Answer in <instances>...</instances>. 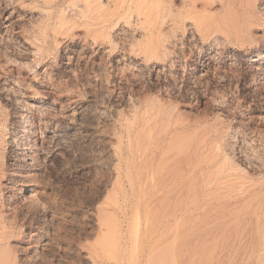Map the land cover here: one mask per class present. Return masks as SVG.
I'll return each instance as SVG.
<instances>
[{"label":"rangeland","instance_id":"1","mask_svg":"<svg viewBox=\"0 0 264 264\" xmlns=\"http://www.w3.org/2000/svg\"><path fill=\"white\" fill-rule=\"evenodd\" d=\"M83 1L0 0V264H151V234L154 256L203 264L202 163L163 184L155 148L168 121L184 122L187 154L220 132L227 166L264 183V3L250 36L167 34L159 52L163 37L156 48L133 15L125 27L117 1L96 11L109 24L79 15Z\"/></svg>","mask_w":264,"mask_h":264},{"label":"bare ground","instance_id":"2","mask_svg":"<svg viewBox=\"0 0 264 264\" xmlns=\"http://www.w3.org/2000/svg\"><path fill=\"white\" fill-rule=\"evenodd\" d=\"M42 1H44V0H42ZM104 1L105 0H103V2ZM116 1H117V4L113 5V6H115V9L117 11V12L116 11L115 12L117 14L121 13L122 17H121V15H119L120 18L125 19V20H123V22H125L127 20L129 15H130V17H132V15H133V17L135 18L134 20H136L140 24L142 31H145L148 35H151L157 39V43H156L155 47L160 44V38L162 39V37H163V39H164V40L162 39L163 45L161 47L159 46L160 47L159 52L163 46L165 48L169 47V46H167V41H168V43H170L172 41V40L170 41L169 39L166 38L167 34H169V36H172V35L175 36L177 34L186 32L187 34H190V36H195L199 39H202L203 42H204V39L210 37V38H212L211 39L212 42L217 44V42H219V41H225V40L232 39V38H235V40H238V38L243 39L242 37L245 38V36H246V34H248V32H249V34L251 32L253 33L254 27L256 29V27L260 25L258 23V20H257L258 16L256 15V12L258 11V10L256 11V5L258 4V3L256 4L257 0H179L180 1L179 4H176L177 2L175 3V2H173L174 1L173 0L172 1L173 4L169 5L170 7L156 6L154 0H114V3ZM134 1H136L139 4V9L130 11V6L132 5V3ZM75 2H77V1H75ZM86 2L87 3H85V2L83 3V5L85 4L84 8L79 7V8L84 9L83 12H80V14H79V15H82V17L83 16L87 17V14H89L88 12L92 11V10H95L94 13H96V11H99L102 8L104 10L103 13L106 12V10H107V12L112 11L111 10L112 7L109 8V5H108L107 6L108 8H106L105 4L102 3V0H101V3H99V0H91V1L89 0V2L88 1H86ZM130 2H131V4H130ZM260 2L264 3L263 0H260ZM259 6H260V4H259ZM63 7H64V5H63ZM68 7L71 8L70 6H68ZM75 7H78V6H75ZM75 7H73L71 9V10H73L72 12H75ZM59 8L61 9V7H59ZM66 8H64V10ZM79 8H76V10L78 9V10L82 11ZM98 8H100V9H98ZM131 8H133V6ZM53 9H52V11H53ZM50 10H51V8H50ZM113 11H114V9H113ZM41 12H43V11H41ZM76 12H78V11H76ZM85 12H87V14H85ZM129 12H130V14H129ZM60 13H61V11H60ZM92 13H93V11H92ZM97 13L95 14V16L98 15L99 16L98 18L101 17L100 14H102L103 18L111 17V16H105V15H104L105 16L104 17L103 13H101V12H99L100 14L99 13L97 14ZM90 14H91V12H90ZM44 15H46V14H44ZM44 15L42 16L41 14H39V18L41 16L44 17ZM79 15H77V16H79ZM66 16H65V18H66ZM70 16H72V15H70ZM74 16H75V14H74ZM115 16H116V14H115ZM115 16H112V17L114 18ZM119 16L117 19L120 20ZM41 18H40V20H41ZM65 18H63V19H65ZM70 18L71 17L67 18V21ZM73 18H75V17H73ZM92 18H91V20H92ZM63 19H62V21H63ZM95 19H97V18L95 17ZM129 19H131V18H129ZM56 20H58V19L56 18ZM101 20L102 19H100V22H101ZM104 20L106 21V24H109L107 22L106 18ZM112 20H110V18L108 19V21H112ZM116 21H118V20H116ZM42 22H44V21H42ZM47 22L44 24H47ZM100 22H99V24H100ZM104 22L101 24L103 25ZM128 23H130V22H128ZM128 23L125 22V23H123V25L124 24L127 25ZM64 25L65 24H63L61 26H64ZM129 25L130 24H128L127 26H129ZM97 26H98V24H97ZM127 26H125V27H127ZM46 27H47V25H46ZM106 27H108V26H106ZM130 28H131V26H130ZM137 28L138 27L136 26L135 29L137 30ZM104 30H105V28H104ZM138 30H139V28H138ZM251 30H253V31H251ZM249 34H248V36H250ZM182 35H184V34H182ZM173 40L175 42V39H173ZM170 44H172V43H170ZM210 45H212V44H210ZM166 51H167V49H165V52ZM157 52H158V50L156 51V53ZM163 54L164 53L162 52V55ZM160 56L158 54L157 58L160 59L159 58ZM167 56H169V55H167ZM165 57H166V55L164 56V59H165ZM162 58H163V56H161V59ZM168 59L169 58L167 57V61H170ZM163 60H161V62ZM162 64H160V65H162ZM152 65L154 66V63ZM163 66H165V65H163ZM166 67H168V66H166ZM174 119H175V117H174ZM177 120L173 121L174 123L168 121V124H167V122H166V126L163 128L162 127L160 128L161 130L163 129L162 132H160L161 134H159L157 132L160 135V136H158L160 138H159V141H157L155 151H160L161 155H159V153L157 154V155H159L160 158H158V156L156 155L158 160L168 164L167 168L165 169L163 174H161V177H160V178H163V181H164L163 184H166L167 182H169V184H170L172 182L174 183L176 181L184 179L186 177V175L188 174V168L190 167V165H192L193 163H196L198 161H201L199 163H202L200 172H201V182H202V190H201L202 196L201 197H202V209H203V233H202L203 234V238H202L203 239V251L202 252H203V257H204L203 258V261H204L203 264H264V183L259 184V182H254V184H256V185H252L253 183L251 184L249 182L250 185H248L249 183L247 182V185H246V183L244 181L247 180V178L242 180L244 182V183H242L241 179H243L245 176L244 177L242 176L243 178H241V176H239L236 172H234V170H231L230 166H227V158L228 157L226 156V153L224 152V149H225L224 143L225 142L223 141V139L220 135V132L217 133L213 138H209V136H208L209 139L205 137L202 140H200L199 142L197 141L196 142L197 146L196 147L194 146L193 150L191 152H188V154L185 152L186 150L184 149L185 150L184 151L185 154H184V152H183L184 147L179 149L178 144H176L177 147L174 146V142H175L177 135L178 136L181 135L180 134L181 132L179 130H183L180 128H181V126L184 125V122H180ZM162 124L164 125V122ZM153 127H154V125H153ZM158 131H159V126H158ZM186 131H187V129H186ZM178 132H180V133L178 134ZM4 134H5V132H4ZM262 141H263V139H262ZM226 142L228 144V142H229L228 139ZM180 144H179V146H180ZM263 144H264V142L262 143V145ZM183 145L184 144H182V146ZM176 150H177V152H176ZM263 151H264V149H263ZM181 152H183V153H181ZM205 152H207V154H205ZM263 154H264V152H263ZM131 163H132V161H131ZM160 180H162V179H160ZM165 181H166V183H165ZM251 182H253V181H251ZM257 184H259V185H257ZM167 185H168V183H167ZM168 191L169 190H167V193H168ZM172 191H170V194ZM165 192H166V190H165ZM172 199H173V197H170V200H172ZM172 203H173V201H172ZM168 204H169V201H168ZM163 205H164V202H163ZM164 206H167V204ZM169 207H170V205H169ZM145 233L148 234L147 232H145ZM153 233H154V231H153ZM155 237L156 236L154 234H151V236L149 235V237H146V235H145L144 238L142 239L141 243L139 242L140 243L139 249L142 250L141 251L142 255H144V258L147 259L149 261V263H151V264H171L170 260L175 258L173 253H172L173 258L169 257L167 259L165 257L159 258L160 255L158 256V254L161 253L160 251H158L160 253H158L157 255L155 254V256H158V257H156L157 259L152 254L153 250H154V252H157V250L155 251V246H156L155 243L158 241L155 239ZM163 238H164V236H163ZM135 242H136V240H135ZM162 242H163V240H162ZM166 246H167V243H166ZM181 246L184 249L183 245H181ZM211 247H214L213 248V250H214L213 255H210V253H212L211 252L212 249H210ZM182 248H179V249H182ZM162 251L164 252L163 249H162ZM184 251L185 250H183L182 252L185 254L186 251L185 252ZM168 252H170V251H168ZM179 252H180V250H179ZM147 253H148V256H149V254L150 255L152 254V258L149 259V257H147ZM183 253H179V254L181 255ZM165 254H167V253H165ZM180 255H179V257H180ZM167 256H171V255L169 254ZM210 256H213V257L210 258ZM183 261H185L184 258H183ZM183 261H182V263H183ZM179 263L182 264L181 262H179ZM147 264H148V262H147Z\"/></svg>","mask_w":264,"mask_h":264}]
</instances>
